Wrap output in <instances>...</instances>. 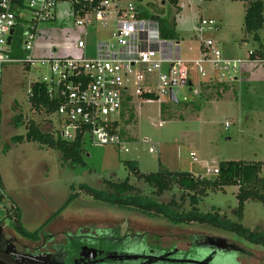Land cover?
Listing matches in <instances>:
<instances>
[{
    "label": "rangeland",
    "instance_id": "rangeland-1",
    "mask_svg": "<svg viewBox=\"0 0 264 264\" xmlns=\"http://www.w3.org/2000/svg\"><path fill=\"white\" fill-rule=\"evenodd\" d=\"M177 1L179 13L172 0H142L134 3L138 8L175 19L179 38L175 42L179 43L181 58L184 60L199 57L200 42L195 37L198 20H215L218 28L208 32L206 37L217 43V48L226 58L245 61L240 66L239 83L234 86L237 96L231 98L230 95H225L222 100L212 97L202 103L199 112L193 110L191 104L182 102L183 98L189 95L188 89L184 87L177 95V103L168 102L166 97L154 101L136 99L135 121L127 126L130 137L127 145L129 152H122L113 146H96L86 138L82 152L83 165L74 166L63 164L58 152L35 143L13 144L14 137L25 134L24 127L18 129L15 126L14 119L17 116L34 120L44 131L58 130L59 125L53 116L43 111H33L28 103L29 87L38 79L40 71L28 72L17 64L2 66L0 210L5 211L11 221H14L13 214H10L11 209H16L22 217L24 226L29 231H35L67 201L69 196L77 193L76 199L68 207V217L65 214L66 216L57 218L54 225L47 229L54 234L56 243L64 242V232L77 231L78 227L83 228L84 234H93L92 229L113 228L120 223L117 221L128 219L137 232L144 230L156 236V239L151 237L153 242L158 239L161 246L175 243L178 249L185 251L188 247L185 240L191 233L211 234L214 230L199 224L175 229L162 218H150L134 209L109 207L83 194L79 190V185L85 184L103 190L104 179L123 181L129 176L125 167L128 161H136L144 173L156 172L161 167L170 171L192 172L195 175H207L206 169L217 168L222 162H260L263 164L260 177L264 178V64L248 59L249 53L256 50L258 44L246 36L244 29L246 3L239 0ZM60 11L62 10H59L58 18ZM47 26L50 27L48 33L39 37L35 48L44 49L45 45L49 50H55L51 53L52 56L64 57L68 35L56 25ZM114 31V21H111L107 28L97 24L95 29H88L83 37L87 48L86 57L96 58V47L101 41L113 43ZM74 34L78 35L79 32L75 31ZM259 36L264 40V24ZM166 70L167 66H164L163 71ZM226 122L228 127L225 126ZM144 139L159 145L160 154L149 153L150 145L144 144ZM4 149L8 151L3 153ZM192 153L197 162L192 161ZM133 183L139 194L152 197L159 203L166 204L172 199L180 203V192L177 188L155 198L144 184L138 181ZM237 193L238 188L234 186L210 192L198 205V209L208 213L214 208L227 219L237 221ZM182 208L189 211L191 207L187 202ZM104 215L106 217H103ZM241 223L251 231L264 232V205L254 201L246 202ZM126 227L127 224H124L122 231ZM101 232L105 231H98L97 234ZM104 246L108 250L118 249L107 244ZM252 253L254 258L243 260L242 264H256L260 262L257 258H264V251L259 248L253 249Z\"/></svg>",
    "mask_w": 264,
    "mask_h": 264
},
{
    "label": "built area",
    "instance_id": "built-area-1",
    "mask_svg": "<svg viewBox=\"0 0 264 264\" xmlns=\"http://www.w3.org/2000/svg\"><path fill=\"white\" fill-rule=\"evenodd\" d=\"M134 2L27 0L24 9L19 10L18 0H0V74L3 65L13 63L40 71L35 82L44 83L49 97L60 103L53 116L64 140L73 141L83 135L93 145L113 146L128 153L129 140L119 134L127 104L134 109L136 99L147 101L145 96L158 100L166 97L171 102L170 91L177 98L183 87L189 95L182 102L188 103L200 95L202 85L231 87L239 83L240 66L245 61L226 58L217 43L206 37L218 28L215 20H198L195 37L200 42L199 57L184 60L179 43L161 38L158 22L141 18ZM111 21L115 26L114 42L101 41L96 58L88 59L83 39L87 29L97 24L107 28ZM47 25H56L68 35L62 58L34 55L35 44ZM18 26L22 29L25 57L13 60L8 56L7 40L12 30L14 39ZM251 61L264 64V59ZM28 95L32 97L30 87ZM143 143L150 145L149 153L160 154L159 145L147 139ZM191 157L193 162L198 161L193 153ZM206 174L216 175L218 168L206 169Z\"/></svg>",
    "mask_w": 264,
    "mask_h": 264
},
{
    "label": "trees",
    "instance_id": "trees-1",
    "mask_svg": "<svg viewBox=\"0 0 264 264\" xmlns=\"http://www.w3.org/2000/svg\"><path fill=\"white\" fill-rule=\"evenodd\" d=\"M134 1L141 2L142 0ZM239 1H244L246 3L244 16L246 36L258 44V48L250 52V59H264V40L259 36V31L263 28L264 24V0ZM24 2V0H18L19 10L24 9ZM172 3L178 8L179 13L180 8L177 6V0H172ZM138 9L141 18L152 19L158 22L161 38L178 41L179 38L176 32L175 19L162 17L142 8ZM21 31L22 29L19 28V26L16 27V34L9 48L8 56L13 60H21L25 57ZM13 64L21 65L25 70L28 72L30 71L29 67L26 65L18 63ZM234 86L235 85L231 87L222 86L215 83L202 85L200 95L187 104H191L193 110L199 112L202 103L208 101L212 97H216L220 100L227 95H230L231 98L236 97L237 92ZM30 91L32 97L28 98V103L33 111H43L50 116L55 115L60 103L49 97L47 87L44 83L38 81L32 83ZM144 98L147 101L158 100L151 96H145ZM125 111L119 134L130 141L127 126L135 121L134 109L127 104ZM163 111L164 108L162 107V112ZM14 122L16 128L19 129L24 127L25 129L24 135L16 136L12 139L14 145L35 143L40 147L58 152L63 164H71L74 166L83 165L82 152L85 140L83 135H78L73 141H67L61 137L59 130L55 129L52 132L44 131L37 122L34 120H26L25 117L21 115L17 116ZM7 151L8 150L4 149L3 153ZM262 166L263 164L260 162H222L217 166L218 174L209 177V175H195L192 172L170 171L161 167H159L156 172L144 173L139 169L136 161H128L125 163V167L129 172V176L125 180L115 181L113 179H104L103 190L94 189L85 184L79 185V190L83 194L91 197L94 201L103 203L109 207H116L124 210L134 209L150 218H162L171 227L177 225L188 227L192 224L209 226L222 229L244 238L251 243L262 244L264 246V236L256 234L244 227L241 223L246 202L254 201L264 205V178L260 177ZM134 181L141 182L148 187L155 198L162 197L166 193L177 188L180 192V203L175 199H172L166 204L159 203L152 197L143 196L139 194V190L133 183ZM232 186L238 188V193L236 194V199L238 201V206L236 208L237 221L232 222L228 220L220 214L219 210L214 208L208 213L199 211L198 205L204 201L210 192L224 190V188ZM77 195L78 194L75 193L69 196L58 212L74 202ZM1 199L0 196V204L2 201ZM187 202L191 208L189 211H184L182 207ZM10 214H13L14 225L21 235L24 237L31 236L32 238L39 237L38 234L34 233L30 235L23 227L20 213L17 212L16 209H11Z\"/></svg>",
    "mask_w": 264,
    "mask_h": 264
},
{
    "label": "flooded vegetation",
    "instance_id": "flooded-vegetation-1",
    "mask_svg": "<svg viewBox=\"0 0 264 264\" xmlns=\"http://www.w3.org/2000/svg\"><path fill=\"white\" fill-rule=\"evenodd\" d=\"M70 205L58 212L62 206L59 207L35 231H29L24 226L20 215L23 227L30 235L38 234V238L21 235L9 215L0 210V240L6 242L5 253H2L1 256L5 262L12 263L14 261V257L7 253L11 252L20 256L49 255L54 264H242L243 260L254 258L253 249L259 248L264 251L262 244L251 243L235 234L212 227L210 228L214 232L211 234L191 233L185 240L188 246L187 250L182 251L176 247L175 243L161 246L158 239L153 242L151 237L155 238L156 236H152L144 230L137 232L129 223L130 221H127L128 219L122 222L117 221L120 223L114 225L113 228L92 229L93 234H84L83 228L78 227L77 231L64 232V242L58 244L54 241V234L47 229L54 225L57 218L66 215L68 217L67 210ZM74 215L76 214L74 213ZM124 224H127V227L122 231ZM181 227V225H177L173 228L181 229ZM98 231L105 232L98 235ZM253 232L264 236L262 231ZM105 244L116 246L118 249L108 250L104 246ZM257 259L260 262L256 264H264V258Z\"/></svg>",
    "mask_w": 264,
    "mask_h": 264
},
{
    "label": "water",
    "instance_id": "water-1",
    "mask_svg": "<svg viewBox=\"0 0 264 264\" xmlns=\"http://www.w3.org/2000/svg\"><path fill=\"white\" fill-rule=\"evenodd\" d=\"M13 35H14V30L10 31V35L7 40L8 47H10L12 44ZM170 101L172 103H177V98L173 90L170 91ZM5 244H6L5 241L0 240V264H54L49 255H37V256L22 255L20 256V255L11 253V252H7V253L11 254L14 257V261L12 263H7L1 256L2 253H5L4 252Z\"/></svg>",
    "mask_w": 264,
    "mask_h": 264
},
{
    "label": "crops",
    "instance_id": "crops-1",
    "mask_svg": "<svg viewBox=\"0 0 264 264\" xmlns=\"http://www.w3.org/2000/svg\"><path fill=\"white\" fill-rule=\"evenodd\" d=\"M178 2V1H177ZM90 28H92V27H90ZM90 28H88V29H90ZM48 29H49V27L48 26H46V27H44L42 30H43V32H42V34H46V32L48 33ZM87 29V30H88ZM92 29H95V28H92ZM40 37V36H39ZM38 40H39V38H38ZM37 40V41H38ZM36 45V44H35ZM42 45V44H41ZM42 47H43V45H42ZM45 47V48H44ZM44 49H36V48H34V55L36 56V57H39V58H42V57H47V56H51L52 54V52H55V50L54 49H52V50H49V47L47 48V46H45L44 45ZM86 50H87V48H86ZM96 56H97V49H96ZM0 77H1V74H0ZM139 167V166H138ZM140 169V168H139Z\"/></svg>",
    "mask_w": 264,
    "mask_h": 264
}]
</instances>
